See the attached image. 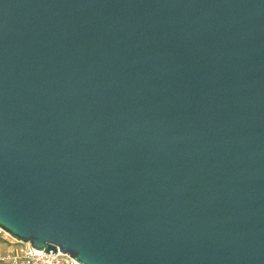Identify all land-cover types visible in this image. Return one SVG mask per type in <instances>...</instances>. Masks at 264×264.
<instances>
[{
    "label": "water",
    "instance_id": "obj_1",
    "mask_svg": "<svg viewBox=\"0 0 264 264\" xmlns=\"http://www.w3.org/2000/svg\"><path fill=\"white\" fill-rule=\"evenodd\" d=\"M0 230L264 264V0H0Z\"/></svg>",
    "mask_w": 264,
    "mask_h": 264
},
{
    "label": "built area",
    "instance_id": "obj_2",
    "mask_svg": "<svg viewBox=\"0 0 264 264\" xmlns=\"http://www.w3.org/2000/svg\"><path fill=\"white\" fill-rule=\"evenodd\" d=\"M0 235L8 242L18 244L16 254H8L0 257V264H78L67 254L44 253L33 249L29 244H23L13 240L6 233L0 230Z\"/></svg>",
    "mask_w": 264,
    "mask_h": 264
},
{
    "label": "crops",
    "instance_id": "obj_3",
    "mask_svg": "<svg viewBox=\"0 0 264 264\" xmlns=\"http://www.w3.org/2000/svg\"><path fill=\"white\" fill-rule=\"evenodd\" d=\"M0 257H3L5 255L8 254H16L18 249H19V245L18 244H14V243H10L8 241H6L1 235H0Z\"/></svg>",
    "mask_w": 264,
    "mask_h": 264
},
{
    "label": "rangeland",
    "instance_id": "obj_4",
    "mask_svg": "<svg viewBox=\"0 0 264 264\" xmlns=\"http://www.w3.org/2000/svg\"><path fill=\"white\" fill-rule=\"evenodd\" d=\"M0 241H1V239H0Z\"/></svg>",
    "mask_w": 264,
    "mask_h": 264
}]
</instances>
